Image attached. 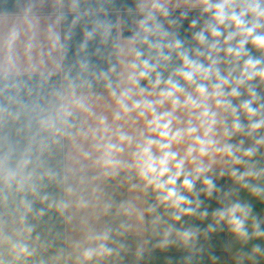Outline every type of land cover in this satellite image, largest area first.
<instances>
[{"label": "clouds", "instance_id": "9594fccd", "mask_svg": "<svg viewBox=\"0 0 264 264\" xmlns=\"http://www.w3.org/2000/svg\"><path fill=\"white\" fill-rule=\"evenodd\" d=\"M0 264H264V0H0Z\"/></svg>", "mask_w": 264, "mask_h": 264}]
</instances>
